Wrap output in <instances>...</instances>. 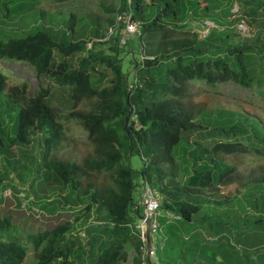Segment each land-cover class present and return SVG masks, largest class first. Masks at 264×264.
<instances>
[{
  "label": "trees",
  "instance_id": "obj_1",
  "mask_svg": "<svg viewBox=\"0 0 264 264\" xmlns=\"http://www.w3.org/2000/svg\"><path fill=\"white\" fill-rule=\"evenodd\" d=\"M53 1L61 3L67 0ZM196 1L199 7L206 8L201 0ZM147 5L150 4L144 0H130L129 4L127 0H119L116 14L126 11L133 20L140 22L145 19ZM170 7L168 5L163 15L171 14L172 16H168L177 18L178 9ZM159 16L161 15L158 14L149 23L141 22V34L137 37L139 54L144 53L142 47L145 42H149L150 33L173 28L162 24L158 20ZM71 29L70 24L67 31ZM172 31L176 29L173 28L170 32ZM178 31L176 38L167 39V44L148 52L142 62L135 60L131 83L134 79L137 81L132 87L119 58V38L116 45L110 46L108 54L94 48L96 40H67L64 34L50 35L45 30L0 41V60L24 62L34 69L37 77L49 75L51 79V84L39 88L22 107L18 106V98L25 97V86L21 90L17 87L8 89L7 97L17 109L15 137L12 141L29 146L34 135L46 133L43 171L52 174L58 183L69 189L70 194L65 196L64 204H84L85 215L99 214L97 219H106L103 226L85 231L96 232L88 241L89 250H83L80 246L74 251L73 243L66 238L72 229L71 222H61L24 238L11 234L13 213L6 212L0 215V264H23L28 252L26 243L31 245L34 264H86V257L88 264H123L127 261L128 246L136 251L137 258L133 262L141 264L140 240L131 230L141 213L138 204H134L132 200L137 177L141 178V182L149 183L161 195L160 210L169 212L179 217L180 222L188 224L195 220L204 200L207 201L206 198L199 197L200 192L217 187L233 172L231 167L224 169L221 171V180H213L212 162L219 153L230 156L254 152L264 156V147L249 149L240 142L232 141L237 137H228L232 129L224 131L226 141L211 143L209 148L206 144L196 142L193 145L190 142V138L201 127L194 121L193 112L183 105L184 100L190 97L188 84L205 82L212 87L232 81L249 88L252 78L247 64H244L249 47L244 45L228 48L226 57L211 59L206 57V48L195 47L194 40L184 30ZM212 35L213 32L207 38ZM223 35L228 34H218L219 38ZM108 40L111 42L110 37ZM88 43L91 44L90 48H87ZM219 51L222 52L221 49ZM55 52L62 57L56 65ZM78 55L81 58L77 67L72 68L69 59ZM172 59L173 65L164 69L161 67L163 60L171 62ZM97 66H104L111 71L112 78L107 88L93 84ZM145 80L160 84L170 98L149 103ZM5 90L7 79L0 71V97ZM62 94L68 95V101L60 97ZM84 101L94 103L86 112L77 110ZM63 113L66 118L77 120L81 124L87 133V139L93 145V155L85 158L82 165L56 157L49 158L51 150L57 148L63 138L64 126L60 122ZM12 141L8 144L0 135V152L14 155ZM184 143L194 147L186 148ZM133 155L144 161L142 170L135 171L130 167L129 158ZM187 158L193 159L192 165H186ZM204 159L207 160L206 163L210 161L212 169L204 165ZM164 168H168L170 172L168 181H165ZM87 173L95 176L111 173V185L100 186L90 182L84 189L80 188V175ZM3 181L4 178L0 177L2 190L8 187ZM261 181L264 182V179ZM207 219L209 218H203ZM263 224L262 218L255 220V226ZM100 235L107 238L99 240L94 252ZM256 256L252 260L251 255H248L247 264H264V251Z\"/></svg>",
  "mask_w": 264,
  "mask_h": 264
},
{
  "label": "rangeland",
  "instance_id": "obj_2",
  "mask_svg": "<svg viewBox=\"0 0 264 264\" xmlns=\"http://www.w3.org/2000/svg\"><path fill=\"white\" fill-rule=\"evenodd\" d=\"M144 1L150 5L146 6L145 19L140 20V23H149L159 14L161 16L158 20L162 24L172 26L176 31L170 32L173 28H168L167 31L156 30L150 33L149 42H145L142 47L144 53L139 54L137 37L129 40V44L122 48L119 47L122 69L128 74L129 83L133 79L131 71L135 60L140 61L141 55H147L148 52L155 51L156 47L164 46L167 39L176 38L178 29L184 30L194 40L195 47L206 48V57L211 59L217 56L226 57L228 48L246 45L249 50L245 54L244 64H247L252 78L249 88L232 81L218 83L212 87L205 82H191L188 84L190 97L184 100L183 105L193 112L194 121L201 127V130L190 138L193 145L196 142L207 146L224 142V131L232 129L228 137L237 136L231 139L232 141L240 142L249 149L264 147V0H201L207 7L203 9L196 0ZM118 4L119 0H67L61 3H55L53 0H0V41L45 30L50 35L64 34L67 40H96L97 45L94 48L108 54L110 46L116 45L124 32L123 26L116 25ZM168 5L178 9L177 18L169 17L171 14L163 15ZM195 11L198 15L200 13L201 17L195 16ZM241 18L249 28L248 38L241 36L236 30ZM176 19L183 21L178 23ZM193 19L198 22L210 20L222 29L212 32L228 35H223L213 42H208V38H199L197 27H193L190 21L185 24L187 20ZM70 24L72 29L67 31ZM80 58L81 55L70 58V66L76 68ZM61 59L55 52L54 65ZM170 61L163 60L161 67L164 69L173 65V59ZM0 71L7 79V90L0 97V135L9 144L15 137L17 109L7 97L8 89L17 87L21 90L25 86V97L18 98V106L22 107L39 88L51 84V79L49 75L37 77L34 69L24 62L0 60ZM111 78L110 70L97 66L93 74V84L107 88ZM145 81L149 103L170 98L160 84ZM60 97L68 101L67 94ZM93 103L94 101H84L76 109L86 112ZM60 122L64 126L63 138L60 145L51 150L49 158L56 157L82 165L85 158L93 155V145L87 139L86 131L77 120L66 118L65 113L62 114ZM46 135H34V140L29 146L12 141L14 155L0 152V177H3L4 184L8 185L4 190L0 187V215L13 213L11 234L24 238L69 221L72 223V229L66 235L67 240L73 243L74 251L80 246L87 251L90 248L88 241L96 232L84 231L103 226L106 219H97L99 214L85 215L84 204H64L65 196L70 194L69 189L58 183L52 174L43 171L42 157ZM183 146L194 147L189 143H184ZM206 161L203 160L204 165L212 169L210 161ZM185 163L192 165L193 159L187 158ZM129 165L133 170L140 171L144 167V161L141 157L133 155L129 158ZM212 165L214 181L221 180V171L224 169L231 167L233 172L217 187L200 192L199 197L206 198L207 201L204 200L202 209L195 215L192 225L174 220L170 226L163 227L164 219L161 218L154 255V258L160 260V264H247L248 255L254 260L259 252L264 251V224L255 226L257 218H262L264 223V182L261 181L264 179V156L254 152L230 156L219 153ZM164 170L165 181H168L170 172L168 168ZM111 180V173L101 176L87 173L80 175L79 182L80 188L84 189L90 182L108 186L111 185ZM141 183V178L137 177L132 195L134 204L138 202ZM4 195L7 198H4ZM22 195L38 209L37 214L29 213V209H22L19 200ZM206 217L209 219L203 220ZM79 232H84L85 236L81 237ZM106 238L104 235L99 236L94 252L99 240ZM26 245L28 252L23 264H34L31 245ZM127 251V261L123 264H135V248L128 246ZM84 260L88 264V258Z\"/></svg>",
  "mask_w": 264,
  "mask_h": 264
},
{
  "label": "built area",
  "instance_id": "obj_3",
  "mask_svg": "<svg viewBox=\"0 0 264 264\" xmlns=\"http://www.w3.org/2000/svg\"><path fill=\"white\" fill-rule=\"evenodd\" d=\"M130 3V0H127V4ZM191 22L193 27H197V33L199 38H207V36L212 31H221L214 22L210 20L199 21L197 19L187 20L185 24ZM239 22L236 25V30L241 34V36L248 38L249 37V28L243 18L238 20ZM190 24V25H191ZM116 25L123 26L124 32L119 39V46H124L129 40L134 37L140 36L141 32V23L133 20L130 17L129 12H123L121 14L116 15ZM196 34V33H195ZM197 35V34H196ZM91 44H87V48H90ZM145 59V56L141 55L142 62ZM136 79L133 80V83H129L130 87L135 86ZM137 128V127H136ZM142 193L140 199L138 201V206L140 208V216L138 217L137 223L131 226L132 233L138 236L140 240V253H141V264H158V259L154 258L158 233L160 230L159 217H160V205L162 201L161 195L155 191L149 183L146 181H142L141 183ZM19 200L21 201L22 209H29V213L37 214L39 211L36 207L31 205L30 201L25 200L24 195ZM4 198H7L4 195ZM168 218H173L171 214H167ZM85 230V229H84ZM85 232V231H84ZM84 232H79L81 237H84ZM148 238V241H147Z\"/></svg>",
  "mask_w": 264,
  "mask_h": 264
},
{
  "label": "crops",
  "instance_id": "obj_4",
  "mask_svg": "<svg viewBox=\"0 0 264 264\" xmlns=\"http://www.w3.org/2000/svg\"><path fill=\"white\" fill-rule=\"evenodd\" d=\"M206 8H207V7H206ZM188 12H189V11H188ZM193 14H194L195 16L201 17V14L199 13V15H198L197 11L193 12ZM176 20H177L176 22H178V23H180V22L183 21V19H182L181 21H179L178 19H176ZM218 34H219V33H217V32H213L212 37H209V38H208V42H210V41L213 42L214 40H217V38L219 39ZM214 37H215L216 39H214ZM209 39H211V40H209ZM206 40H207V39H206ZM140 187H141V186H140ZM141 193H142V189H141V192H140V195H139L138 201H139V199H140ZM137 204H138V202H137ZM160 212H161L160 217H159L160 228H161V218L164 219L163 227H167L168 225L172 224L174 220L180 221L179 217H177V216H175V215H173V214H171V213H169V212H164V211H161V210H160ZM167 214H171V215L173 216V218H168V217H167ZM137 220H138V218L136 219V221H135L134 224L137 223ZM188 225H192V223L190 222V223H188Z\"/></svg>",
  "mask_w": 264,
  "mask_h": 264
},
{
  "label": "water",
  "instance_id": "obj_5",
  "mask_svg": "<svg viewBox=\"0 0 264 264\" xmlns=\"http://www.w3.org/2000/svg\"><path fill=\"white\" fill-rule=\"evenodd\" d=\"M147 241H148V238H147ZM149 242V241H148ZM150 264V263H149Z\"/></svg>",
  "mask_w": 264,
  "mask_h": 264
}]
</instances>
